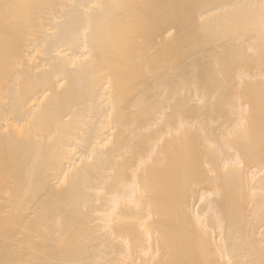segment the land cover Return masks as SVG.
I'll list each match as a JSON object with an SVG mask.
<instances>
[{
    "label": "bare ground",
    "instance_id": "bare-ground-1",
    "mask_svg": "<svg viewBox=\"0 0 264 264\" xmlns=\"http://www.w3.org/2000/svg\"><path fill=\"white\" fill-rule=\"evenodd\" d=\"M0 264H264V0H0Z\"/></svg>",
    "mask_w": 264,
    "mask_h": 264
}]
</instances>
